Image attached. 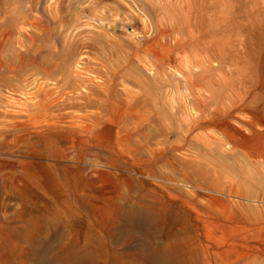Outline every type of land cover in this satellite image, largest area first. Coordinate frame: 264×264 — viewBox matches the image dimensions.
<instances>
[{"label": "rangeland", "instance_id": "374dc122", "mask_svg": "<svg viewBox=\"0 0 264 264\" xmlns=\"http://www.w3.org/2000/svg\"><path fill=\"white\" fill-rule=\"evenodd\" d=\"M0 51V130L45 92L87 115L0 155V264H264V0H0ZM137 105L144 166L117 157ZM96 145L119 169L63 159Z\"/></svg>", "mask_w": 264, "mask_h": 264}, {"label": "bare ground", "instance_id": "6f19581e", "mask_svg": "<svg viewBox=\"0 0 264 264\" xmlns=\"http://www.w3.org/2000/svg\"><path fill=\"white\" fill-rule=\"evenodd\" d=\"M2 51V50H1ZM0 51V52H1ZM139 56V55H138ZM1 57H2V55H1ZM2 59V58H1ZM27 59H29V58H27ZM147 59V58H146ZM148 59H150V58H148ZM5 60V59H4ZM22 60V59H21ZM1 61V60H0ZM19 61V60H18ZM26 61L27 60H25V63H26ZM161 61V60H160ZM21 62L22 61H20V63H18V65L19 64H21ZM155 62H157V61H155ZM159 62V61H158ZM2 63V62H1ZM11 63V62H10ZM29 63V62H28ZM27 63V64H28ZM160 64L162 63V61L161 62H159ZM166 63V62H165ZM3 64V63H2ZM157 64V63H156ZM1 66V65H0ZM7 66V65H6ZM13 66H15V64L13 63ZM13 66H11L10 67V69L12 68V69H14L15 67H13ZM20 67H21V65H19ZM19 66H17V68H18V70L17 71H19ZM26 66V65H25ZM53 66V65H52ZM156 67H158V66H156ZM3 68H4V66H3ZM6 68V67H5ZM4 68V69H5ZM17 68H15V69H17ZM23 68V67H22ZM49 68V67H48ZM56 68V67H55ZM159 68V67H158ZM3 69V70H4ZM7 69V68H6ZM5 69V70H6ZM9 69V70H10ZM11 69V70H12ZM159 69H161V68H159ZM3 70L1 71V73L3 72ZM8 70V71H9ZM23 70V69H22ZM21 70V71H22ZM42 70V69H41ZM7 71V70H6ZM12 72V71H11ZM17 73V72H16ZM20 73V72H19ZM30 73V72H29ZM29 73H27V75L28 76H30L31 74H29ZM41 73H43V72H41ZM56 73V72H55ZM5 76H6V74H5ZM4 76V77H5ZM32 76V75H31ZM55 76V75H54ZM186 76H188V75H186ZM33 77H35V75L33 76ZM189 77V76H188ZM188 77H186V78H188ZM22 78V77H21ZM47 78H48V76H47ZM190 78V77H189ZM189 78H188V80H189ZM3 79V78H2ZM27 79V78H26ZM26 79H25V77H24V80L26 81ZM30 79V78H29ZM49 79V78H48ZM53 79V78H52ZM23 80V79H22ZM23 80V81H24ZM1 81V80H0ZM34 81V80H33ZM58 81V80H57ZM23 83V82H22ZM29 83V82H28ZM35 83V82H34ZM57 83V82H56ZM31 84H33V82L31 83ZM41 85V84H40ZM25 86V85H24ZM29 86V85H28ZM36 86V85H35ZM22 87H23V85H22ZM52 87V86H51ZM55 87H57V86H55ZM26 88H27V86H26ZM32 88V87H31ZM60 89H61V87H60ZM22 90V89H21ZM40 90V89H39ZM57 89H55V90H53V91H55V92H52V93H54L53 95H55L56 94V92L58 93V91H56ZM42 91V90H41ZM49 91H52V90H49ZM67 92V91H66ZM64 94V93H63ZM35 95V94H34ZM52 94H49V93H47V92H45V93H43V98H42V102H39V103H41V106H42V110H43V113H42V117H43V119H44V121H45V123L44 124H42L44 121H42V125L41 124H39V125H37L36 124V119H38L40 116H39V113L38 114H36V113H33V112H31L30 113V118H25V119H22V118H20V120H16V121H14V122H12V120H11V122L13 123H11L12 124V130L11 131H2V130H0V155H4V154H11V155H17L18 153H19V146H20V142H19V139L20 138H24L23 140H25L26 142H27V140H28V143H36L37 145H38V143H42V142H49L50 143V140H52V139H54V137H53V134H57V137L61 134V132H64V131H74L77 127L79 128V129H87V127H82V126H80V124H78L80 121H83V118L85 117V116H87V115H83V114H75L74 113V111H73V109H71L70 107H68V106H61V105H59V103H57V99L56 98H54V97H52L51 96ZM65 95H66V93H65ZM33 97V96H32ZM35 97V96H34ZM37 97V96H36ZM61 98V97H60ZM63 99H64V97H62ZM198 98V97H197ZM36 100V99H35ZM38 100V99H37ZM11 101V100H10ZM61 101H63V100H61ZM68 101V100H67ZM198 101V100H197ZM200 101H202V100H200ZM28 102V101H27ZM31 103H32V100L30 101ZM145 102V101H144ZM143 102V103H144ZM194 102V101H193ZM192 102V103H193ZM199 102V101H198ZM198 102H197V104H198ZM62 103V102H61ZM203 103H204V101H203ZM6 104V103H5ZM26 104H28V103H26ZM38 104V103H37ZM68 104V103H67ZM196 104V103H195ZM200 104V103H199ZM8 105V104H7ZM30 105V104H29ZM40 105V104H39ZM144 105H146L145 103L144 104H142V106H144ZM192 105V104H191ZM6 106V105H5ZM9 106V105H8ZM26 106V105H25ZM31 106V105H30ZM33 106V105H32ZM36 106V105H35ZM81 106V105H80ZM138 106V105H137ZM139 107V114H128V116H122L123 118L121 119L122 120V122H121V126H120V132H122V133H120L121 135V137H117V157H123V158H126V160L127 161H133V162H139L140 163V165H142V166H144L143 164H145L144 163V160H146V161H148L149 159L148 158H144V160H142L140 157H138V154H137V152H138V146L135 144V142L133 141V137H134V135L136 134V133H140L141 132V124L144 122V120H148L149 119V116H150V113H151V109L152 108H150V107ZM13 109H15L14 107H13V105L11 106ZM10 107V108H11ZM16 107V106H15ZM19 107V106H18ZM29 107V106H28ZM25 108V107H24ZM27 108V107H26ZM35 108H37V106L35 107ZM81 108V107H80ZM190 108V107H189ZM194 108V107H193ZM197 108H198V106H197ZM199 108H201V107H199ZM198 108V109H199ZM16 109H18V108H16ZM32 109V108H31ZM160 109V108H159ZM10 110V109H9ZM12 110V109H11ZM21 110V109H20ZM25 111V110H27V109H22V111ZM194 110L196 111V113H197V111L198 110H196V108H194ZM201 110V109H200ZM17 111V110H16ZM158 111V110H157ZM204 110H202V112H203ZM35 112V111H34ZM137 112V113H138ZM200 112V111H199ZM209 112V111H208ZM211 112V111H210ZM209 112V113H210ZM10 113V112H9ZM24 113V112H23ZM203 113H205V112H203ZM203 113H201L202 114V116H203ZM208 113V114H209ZM215 113V112H214ZM11 114V113H10ZM18 114V113H17ZM20 114H22V113H20ZM27 114H28V112H27ZM182 114V113H181ZM198 114V113H197ZM211 114V113H210ZM212 114H213V112H212ZM219 114V113H218ZM4 115V114H3ZM9 115V114H8ZM24 115H26L25 113H24ZM160 115V114H159ZM189 115V114H188ZM190 115H192V116H194L193 114H190ZM189 115V116H190ZM196 115V114H195ZM199 115V114H198ZM5 116V115H4ZM11 116V115H10ZM21 116V115H20ZM27 116V115H26ZM39 116V117H38ZM182 116H184V115H182ZM192 116H190L191 118H192ZM197 116V115H196ZM196 116H194V117H196ZM213 118H214V116L213 115H211ZM3 117V116H2ZM41 117V118H42ZM194 117H193V119H194ZM204 117V116H203ZM217 117L218 116H216V119H217ZM4 118V117H3ZM144 118V120H142ZM186 118H187V115H186ZM189 118V117H188ZM187 118V120H186V122H189L188 120L190 119H188ZM200 118V117H199ZM207 117H205V119H206ZM6 119V118H5ZM9 119H13V118H9ZM14 119H18V118H14ZM42 119V120H43ZM164 119V118H163ZM205 119H203L202 118V120L204 121ZM210 119V118H209ZM215 119V118H214ZM183 121H185L184 119H182ZM197 120H199V119H197ZM6 122H8L7 120H5ZM97 121H99L98 119H96V121L95 122H97ZM193 121H195V122H197L195 119L193 120ZM192 121V122H193ZM208 121V119L205 121V123ZM1 122V121H0ZM41 122V121H40ZM191 122V123H192ZM194 122V123H195ZM180 123H181V121H180ZM211 123V122H210ZM216 123V122H215ZM7 125H8V123H6ZM159 124V123H158ZM165 124V123H164ZM167 124V123H166ZM184 124H185V122H184ZM187 124H189V123H187ZM193 124V123H192ZM191 124V125H192ZM211 124H213V123H211ZM147 125V124H146ZM168 125V124H167ZM178 125H179V123H178ZM186 125V124H185ZM195 126L197 125L196 123L194 124ZM199 125H200V123H199ZM204 125H206V124H204ZM208 125L210 126V124L208 123ZM208 125H206V126H208ZM6 126V125H5ZM5 126H3L4 128H5ZM11 126V125H10ZM9 126V127H10ZM94 126V125H93ZM171 126V125H170ZM214 126H215V124H214ZM2 127V126H1ZM153 127V126H152ZM169 127V126H168ZM172 127V126H171ZM192 127H194V126H192ZM197 127V126H196ZM199 127V126H198ZM7 128H8V126H7ZM11 128V127H10ZM153 128H155V127H153ZM187 128H189L188 126H187ZM209 128H211V127H209ZM184 129V128H183ZM194 129V128H193ZM196 129V128H195ZM207 129V128H206ZM184 131V130H183ZM190 131V130H189ZM197 131H199V130H197ZM196 131V132H197ZM57 132H60L59 134L57 133ZM191 132V131H190ZM201 132V131H200ZM69 133V132H68ZM206 133V132H205ZM65 134V133H64ZM191 134V133H190ZM196 133H194L193 134V136H192V138L194 139V135H195ZM197 134H198V132H197ZM197 134L195 135V137H198L197 136ZM202 134V133H201ZM209 134V133H208ZM158 135H160V132H159V134ZM187 135V134H186ZM55 136V135H54ZM61 136V135H60ZM59 136V137H60ZM62 136H63V134H62ZM61 136V137H62ZM65 136V135H64ZM64 136L62 137V138H64ZM67 136V135H66ZM65 136V137H66ZM70 136V135H69ZM189 136V135H188ZM57 137H55V139L57 138ZM142 137V136H141ZM148 137V136H147ZM202 137V136H201ZM208 137V136H207ZM210 137H211V135H210ZM214 137V136H213ZM68 140H66V141H70L69 140V138L68 137H66ZM137 138V137H136ZM65 139V138H64ZM70 139H71V136H70ZM141 139V138H140ZM190 139V138H189ZM196 139V138H195ZM220 139V138H219ZM5 140H7L8 142H6L5 143ZM58 140H60V139H58ZM206 140V139H205ZM221 140V139H220ZM56 141V140H55ZM138 141V140H137ZM142 141V140H141ZM154 141V140H153ZM158 141H159V139H158ZM191 141H192V139H191ZM140 142V141H139ZM138 142V143H139ZM146 142V141H145ZM207 143V142H206ZM23 144V143H22ZM142 144V143H141ZM157 144V143H156ZM210 144V143H209ZM101 145V144H100ZM167 145V144H166ZM174 145V144H173ZM172 145V146H173ZM70 147L71 146H73V145H69ZM98 145H96V147H91L90 148V150H89V153H87V151L85 150V152H84V154L83 153H77V152H75V148L74 147H72V149L71 148H69V149H71V150H69V149H64L65 151V153L63 154V155H61V156H63V159L65 158V159H70V158H72V159H74V160H76V161H78V162H82L83 160H84V158L87 156V155H92V156H94V157H96V160H98V161H100L101 163H103V164H105V165H110L111 166V164H112V166L111 167H113V164H115L116 163V160H117V163H119L120 162V160H118V159H115V154L114 155H105L106 153H105V151L101 148V147H97ZM141 146V145H140ZM152 146H154V145H152ZM159 146H161V145H159L158 144V146L157 147H159ZM164 146V145H163ZM176 146H178V145H176ZM175 145L173 146V147H176ZM37 147V146H36ZM85 147V146H84ZM104 147V146H103ZM156 147V146H155ZM155 147H153L152 149L149 147V149L148 150H150V152H151V155H152V159L153 160H157L160 156H161V152L159 151V150H157V148H155ZM179 147V146H178ZM24 148V147H23ZM110 149V148H109ZM174 149V148H173ZM177 149H179V148H177ZM176 149V150H177ZM69 150V151H68ZM163 150V149H162ZM163 153H164V151H163ZM162 153V154H163ZM15 155V156H16ZM89 155V156H90ZM124 155V156H123ZM10 155H8V157H9ZM57 156V155H56ZM60 156V157H61ZM66 156V157H65ZM150 156V155H149ZM11 157V156H10ZM18 157V156H17ZM59 158V157H58ZM122 159V158H121ZM125 161V160H124ZM1 163H2V161H0ZM84 162V161H83ZM137 162V164H139ZM122 164V163H121ZM127 164H129V163H127ZM127 164H123V169H124V165L126 166ZM9 165V164H8ZM120 165V164H119ZM114 166H118L117 164H115ZM136 166V165H135ZM147 166V165H146ZM139 167V166H138ZM141 167V166H140ZM139 167V168H140ZM148 167V166H147ZM146 167V168H147ZM118 169H119V166L117 167ZM126 168V167H125ZM143 169H144V167H143ZM145 170V169H144ZM148 170H150V169H148ZM152 170V169H151ZM151 172H153V171H151ZM151 172L149 173V174H151ZM161 175V174H160ZM154 177H156V176H154ZM155 193V192H154ZM155 194H158V193H155ZM140 196H141V194H140ZM138 198V197H137ZM147 198H149V199H151L150 200V202L148 203V204H146L147 202H146V200L148 201V199ZM162 198V197H161ZM140 199V198H139ZM141 199H145L144 201H145V203H143L144 201H141V200H139L138 201V199L137 200H132V202L130 203L132 206H134V208L132 207V209H129V210H131V212H133V213H141V212H149L150 210H155L156 212L157 211H159V210H163V209H165L166 208V205H165V203H163V204H161V200L159 199V197H155V196H153V195H151V194H147V195H145L144 196V193H143V198H141ZM165 199V198H164ZM129 200V199H128ZM136 207V208H135ZM153 212V211H152ZM132 215V214H131ZM185 225V224H184ZM183 229V224H181V230ZM207 231V230H206ZM179 232H176V233H174V235L176 236L177 234H178ZM181 235H182V233L180 232V237H181ZM185 236H186V233H184V236L182 237L184 240V243H179V244H186V243H192V240L194 239V237L193 236H191L190 234L189 235H187V236H190L189 237V239H185ZM179 237V238H180ZM179 238H174L173 239V241L174 240H178ZM195 241V240H194ZM172 242V241H171ZM175 242V241H174ZM177 242V241H176ZM176 242H175V245H178V244H176ZM174 244V243H173ZM172 245V244H171ZM188 247V246H187ZM204 249V248H203ZM207 253V252H206ZM202 254V253H201ZM208 255V254H207Z\"/></svg>", "mask_w": 264, "mask_h": 264}]
</instances>
